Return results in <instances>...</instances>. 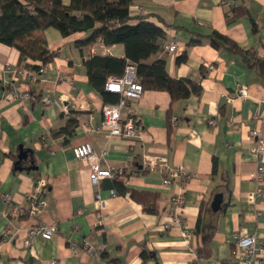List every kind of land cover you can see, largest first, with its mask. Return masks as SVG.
I'll return each mask as SVG.
<instances>
[{
	"label": "crops",
	"instance_id": "crops-1",
	"mask_svg": "<svg viewBox=\"0 0 264 264\" xmlns=\"http://www.w3.org/2000/svg\"><path fill=\"white\" fill-rule=\"evenodd\" d=\"M128 11V24L144 20L165 32L163 50L149 61L164 58L171 78L199 83L201 93L172 102L165 91L144 90L121 110L139 127L136 138L109 136L105 127L88 130L100 125L105 106L116 103L89 87L83 61L123 58L121 44L96 42L79 50L76 41L89 33L63 37L47 28L42 35L48 48L60 52L35 81L6 70L16 69L19 53L0 44V194L11 197L8 205L0 201L1 264H234L233 234L264 242V185L254 203L247 200L256 187L249 131L264 139V0H131ZM213 31L248 52L249 61L225 46L213 47ZM171 42L173 53L164 48ZM239 84L247 87L245 99L237 97ZM71 105L78 125L70 136L58 135L68 119L63 107ZM84 142L96 154L106 150L101 167L122 169L124 178L91 185L89 162L71 151ZM19 147L28 157L16 165ZM145 158L155 162L153 169L144 166ZM160 158L183 167L189 179L164 185ZM36 179L46 183L45 208L36 218L12 213L13 205L26 207ZM177 194L184 196L183 226L173 224L169 213ZM217 194L223 197L214 213ZM98 219L101 227L95 226ZM36 223H54L58 231L50 240L29 238L27 231ZM84 241L103 246V257L86 253ZM143 251L152 258L142 261ZM251 264H264V255Z\"/></svg>",
	"mask_w": 264,
	"mask_h": 264
},
{
	"label": "trees",
	"instance_id": "trees-1",
	"mask_svg": "<svg viewBox=\"0 0 264 264\" xmlns=\"http://www.w3.org/2000/svg\"><path fill=\"white\" fill-rule=\"evenodd\" d=\"M130 3L131 0H70L64 5L61 0H0V44L18 51L16 69L27 71L35 81L41 75L39 70L52 63L60 52L48 48L42 35L45 29L54 28L63 37L89 33L85 39L76 41L79 50L92 47L96 42L105 46L121 44L124 49L123 58L93 56L83 61L89 87L105 101L118 102L119 97L106 92L104 84L107 77L121 76L128 65L135 68L143 90L165 91L172 102L198 96L201 93L199 83L171 78L166 72L164 58L149 61L163 50L165 32L144 20L128 24ZM243 14L242 11L235 12L233 16ZM209 42L215 48L225 46L249 61L248 52L215 31L210 34ZM185 58L183 54L179 61ZM66 120L65 126L56 134L70 136L73 133L78 122L71 111ZM113 184L117 189H123L121 182ZM152 256L151 252L141 253L142 261Z\"/></svg>",
	"mask_w": 264,
	"mask_h": 264
},
{
	"label": "built area",
	"instance_id": "built-area-1",
	"mask_svg": "<svg viewBox=\"0 0 264 264\" xmlns=\"http://www.w3.org/2000/svg\"><path fill=\"white\" fill-rule=\"evenodd\" d=\"M165 50L169 53L176 51V44L171 42L167 44ZM209 69H213L212 65H207ZM47 69V66L42 67L39 70V74H42ZM8 72L13 75L21 76L26 80H34L25 70L12 69L6 67ZM67 80V78H64ZM104 90L109 93L116 94L119 100L114 105L105 106L102 109V120L97 127H88L89 131L97 132L100 128L105 127L109 129V136H118L124 139L133 140L137 136L139 127L135 124V121L131 116L122 117L121 110L126 106L129 100H138L141 98L144 90L139 82L135 68L133 66H126L121 76L107 77ZM237 97L245 99L248 97L247 87L244 85H237ZM23 99L28 98L27 94H23ZM43 103L50 104L51 101L48 98H43ZM74 105L70 107H63V113L65 117L69 116L70 109H74ZM175 118L170 119V124L173 126ZM212 124V121L208 122ZM249 137L252 140V146L249 148V153L255 162V171L251 176V179L255 183V190L250 193L247 200L254 203L257 197H260L263 193L264 185V139L258 137V132L255 129L249 131ZM71 151L76 159L88 161L90 164L89 182L91 185H98L102 179H111L114 181H120L124 178V171L122 169H109L103 168L100 165V158L107 155V151L103 150L99 153H95L88 142H84L80 145L71 148ZM158 167L160 171L165 175L162 180L164 185H170L173 180H179L181 183H185L189 179L188 173L183 167H170L167 162L160 158L157 159ZM144 166L149 169H153L155 162L145 158ZM46 189V183L43 179H36L33 183L32 190L26 197V207L18 208L14 205L11 207V212L23 217L28 216L36 218L39 213L45 208L44 191ZM110 194L114 195V190H110ZM0 201L8 205L11 203V197L8 194H0ZM169 213L172 216L173 224L183 226V219L181 216V209L184 204L183 194H177L172 197L170 202ZM99 206L103 208V203H99ZM259 215V213H257ZM100 218V217H99ZM97 227L102 226L101 219L96 222ZM170 227L169 223L164 225L165 230ZM57 232V226L55 224H38L32 225L27 231L29 238L40 237L44 240H50L52 236ZM233 250L232 256L235 260L234 264H251L254 258L264 255V242L259 240L255 235H241L233 234ZM83 250L93 256L96 259H100L103 253V246H94L87 241L82 243ZM73 249V245L70 247ZM1 252V246H0ZM1 264V262H0Z\"/></svg>",
	"mask_w": 264,
	"mask_h": 264
},
{
	"label": "water",
	"instance_id": "water-1",
	"mask_svg": "<svg viewBox=\"0 0 264 264\" xmlns=\"http://www.w3.org/2000/svg\"><path fill=\"white\" fill-rule=\"evenodd\" d=\"M19 148H20V152L17 155V161L15 163L16 165H18L22 161H26L27 157H28V154L25 153L24 151H22L21 147H19ZM222 197H223L222 194H217V195L214 196L213 201L211 202V210H212V212L216 213L217 211L220 210Z\"/></svg>",
	"mask_w": 264,
	"mask_h": 264
},
{
	"label": "rangeland",
	"instance_id": "rangeland-1",
	"mask_svg": "<svg viewBox=\"0 0 264 264\" xmlns=\"http://www.w3.org/2000/svg\"><path fill=\"white\" fill-rule=\"evenodd\" d=\"M51 224H54V223H51ZM56 225V224H55ZM57 226V225H56ZM57 231H58V227H57ZM57 233V232H56ZM0 243H1V238H0Z\"/></svg>",
	"mask_w": 264,
	"mask_h": 264
}]
</instances>
